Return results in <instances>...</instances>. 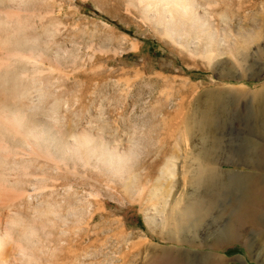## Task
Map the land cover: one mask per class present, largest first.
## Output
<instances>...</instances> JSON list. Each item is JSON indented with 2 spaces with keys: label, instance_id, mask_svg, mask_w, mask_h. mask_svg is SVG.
Wrapping results in <instances>:
<instances>
[{
  "label": "rangeland",
  "instance_id": "374dc122",
  "mask_svg": "<svg viewBox=\"0 0 264 264\" xmlns=\"http://www.w3.org/2000/svg\"><path fill=\"white\" fill-rule=\"evenodd\" d=\"M182 1L0 0V84L46 122L42 149L0 128L3 264H264V0Z\"/></svg>",
  "mask_w": 264,
  "mask_h": 264
},
{
  "label": "bare ground",
  "instance_id": "6f19581e",
  "mask_svg": "<svg viewBox=\"0 0 264 264\" xmlns=\"http://www.w3.org/2000/svg\"><path fill=\"white\" fill-rule=\"evenodd\" d=\"M171 1V0H170ZM173 1H175L176 3H178L179 5H182V0H173ZM175 3V4H176ZM7 39V38H6ZM6 39H5V42L4 41H0V42H2L3 44H5L6 43ZM8 42H10L9 40H8ZM19 43V42H18ZM17 43V44H18ZM3 44H0V47H1V49H0V55L1 56H4V55H2V52L3 51H5V49L3 48L2 49V47H4L5 45H3ZM8 44V43H7ZM11 44V43H10ZM16 44V43H15ZM20 44V43H19ZM18 44V45H19ZM24 44V43H23ZM26 44V43H25ZM24 44V45H25ZM13 45V44H12ZM18 45H16V46H18ZM16 46H15V48H16ZM29 47H30V45H28ZM9 47H10V45H9ZM21 47V46H20ZM19 47V48H20ZM27 47V46H26ZM6 48V47H5ZM32 48V47H31ZM30 49V48H29ZM7 50V49H6ZM44 50V49H43ZM33 51V50H32ZM31 51V52H32ZM34 52H36V50L34 51ZM5 53V52H4ZM14 53H16V52H14ZM5 54H7V56L5 57V59L4 60H1L2 59V57L0 56V68H3V67H6V66H8L9 65V63H10V53L9 52H6ZM19 53H17L16 54V56H19L18 55ZM33 54V53H32ZM39 54V53H38ZM9 57V58H8ZM12 57V56H11ZM20 57V56H19ZM4 58V57H3ZM16 58V57H15ZM14 58V59H15ZM21 58H23V57H21ZM21 58H19L20 60H21ZM7 59H8V64H7V62H5L7 65H2L1 63L3 62V61H7ZM18 59V58H17ZM43 59V58H42ZM23 60V59H22ZM4 64V63H3ZM11 65H9L8 67H10ZM32 66V65H31ZM35 67V66H34ZM33 68V67H32ZM13 69V68H12ZM41 69V68H40ZM4 70H6V68L4 69ZM38 70V69H37ZM22 72H21V74L23 73L24 74V77L28 74V72H26L27 70H21ZM42 70H39V73L41 72ZM36 72H38V71H36ZM36 72H34V73H36ZM30 73V72H29ZM20 74V78H23V76ZM33 74V73H32ZM34 75V74H33ZM32 75V76H33ZM4 78H6V77H4ZM3 79V78H2ZM24 80V79H23ZM19 81V80H18ZM1 82H3V80L1 81V78H0V83ZM4 83V82H3ZM2 83V84H3ZM16 83H17V81H16ZM2 84H0V92H1V96H0V128H4L5 129V131L6 130H8V131H11V133H13L14 134V136L16 135V136H20V135H22L23 137H24V139L26 138V139H29L30 137H32L33 139H34V141L33 142H37L36 143V145L40 148V149H42L43 148V145H42V143H40V140H43V139H46V138H44V123H46L45 122V118H44V116H38L36 119L34 118V116H33V114L34 115H36L35 114V111H36V113H37V110H38V108H35V107H38L37 106V104L39 105V103L41 102V94H39V92L37 93V91H39V89L37 90V91H35L34 89V91L36 92V94L34 93L33 94V91H31V90H29L28 88H23L22 86V89H20L19 90V88H14L13 87V89H9L8 87H6L5 85H2ZM2 85V86H1ZM8 85V84H7ZM17 85V84H16ZM2 102V103H1ZM34 105V106H33ZM36 109V110H35ZM28 112V113H27ZM37 119H38V122H39V124H35L34 122L35 121H37ZM33 120H35L34 122H33ZM46 120H48V119H46ZM54 120V118L52 119V121ZM56 120V119H55ZM55 122H57V121H55ZM89 123H90V121H87V122H85L84 123V126H81V129L79 128V129H77L74 133H72V135L71 136H73L72 137V144L73 145H70V141L68 142L67 141V145H69L71 148H72V150L74 151V152H76V153H80L81 151L82 152H84V151H87V152H95L94 151V149H95V143H96V141H97V139H100V135H99V133H96L95 131H94V129L93 128H91V126L89 125ZM52 124H54V123H52ZM36 125V129H35V126ZM32 127V128H31ZM40 127H42V129L40 128ZM52 127V126H51ZM38 128V129H37ZM47 129H51V128H47ZM47 131V133L49 132V131H51V130H46ZM50 134V133H49ZM48 134V135H49ZM45 137H47V135L45 136ZM187 137H188V135H187ZM25 142V141H24ZM25 144V143H24ZM31 147V146H30ZM17 149V148H16ZM51 149V148H50ZM0 150H8V152H10V150H9V146L7 145V144H4V147L3 148H0ZM17 150H19V148L17 149ZM67 150V149H66ZM56 151V150H55ZM9 154V153H8ZM112 154H113V156L115 157V156H117V157H119V158H121V159H123V156L118 152V150H115V149H113V152H112ZM50 156H51V153H50ZM79 156V155H78ZM94 156V155H93ZM109 157H111V156H109ZM9 158V157H8ZM51 158H53V156H51ZM55 159V158H54ZM56 159H58V158H56ZM56 159H55V161H56ZM82 160V159H81ZM4 161H7V159L6 160H4ZM24 163H26V162H28V161H23ZM63 162V161H62ZM56 163V162H55ZM2 164V163H1ZM7 164V163H6ZM0 167H1V165H0ZM3 167V166H2ZM8 165H5L3 168H0V185H2L1 184V182L2 183H5L6 181H7V179H8V176L6 175L5 177H4V175L6 174V172L4 171V170H7L8 168ZM26 168V167H25ZM57 169V168H56ZM55 169V170H56ZM217 172H218V170L217 169H215V167H208V165H206V166H202V168L201 169H199V171L197 172V175L195 176V177H193L194 178V183L193 184H195L197 187H199V186H201L204 182H205V180L204 179H211V178H213V177H215L216 176V174H217ZM6 177H7V179H6ZM36 180V179H35ZM39 182V181H38ZM37 182V183H38ZM31 185H33V184H31ZM30 185V186H31ZM38 185H39V183H38ZM4 188H1L0 187V192L2 193V191H6L7 193H5L4 194V196L3 197H7V196H11L10 194H12V196L11 197H13V193H10V191L7 189V190H5V184H4V186H3ZM38 187H40V185L39 186H35V183H34V185L33 186H31V187H29V191L30 190H32V191H34V189H35V191H36V193L39 191V188ZM7 188V187H6ZM3 189V190H2ZM70 189V188H69ZM72 190V189H71ZM27 191V190H26ZM68 191V190H67ZM9 192V193H8ZM44 192V191H43ZM59 192V191H58ZM24 193H27V194H24ZM31 193H33V192H31ZM45 193V192H44ZM41 193V194H39L38 195V193L34 196V195H31L29 192H22V195L23 196H25V198H27V200L25 201V202H28V203H31V204H29L31 207L34 205V204H38V205H40V203L41 204H44V201L46 202V203H48L50 206H51V201H53L52 203H55V206H56V204H57V201L56 200H53L54 198H53V193ZM64 193H66V194H71V192H66L65 191V189H64ZM35 194V193H34ZM55 194V193H54ZM2 197V198H3ZM5 197V198H6ZM9 197H7L8 199H9ZM1 198V199H2ZM7 198L5 199V200H7ZM51 198H52V200H51ZM1 199H0V201H1ZM36 201H35V200ZM34 200V201H33ZM51 200V201H50ZM65 200V199H64ZM63 200V201H64ZM3 201V200H2ZM13 201H14V198H13ZM12 201V202H13ZM11 202V203H12ZM36 202V203H35ZM59 202V201H58ZM91 203V202H90ZM9 204H10V202H9ZM9 204H8V206H9ZM55 208V207H54ZM17 209L15 210V208H14V206H13V209H11V208H7L6 209V213H7V215L9 216H7V221H11V222H9V224L8 225H10L8 228L6 227V225L5 226H0V250L3 248H5V244L7 243V241L9 240V239H12V232L14 233V231L15 230H17V228L19 229V231H20V226L19 227H17V225H18V222H17V219L16 218H18V213H17ZM73 212V211H72ZM70 214V213H69ZM10 217H12V218H10ZM21 217V216H20ZM19 217V218H20ZM245 217V216H244ZM10 218V219H9ZM23 220V219H22ZM6 221V220H5ZM18 221H19V219H18ZM21 222V221H20ZM23 222V221H22ZM11 223H12V225H11ZM2 224V223H1ZM0 224V225H1ZM23 224V223H22ZM12 226H14V231H13V228H12ZM2 227V228H1ZM21 227H22V225H21ZM23 228V227H22ZM27 228V227H26ZM28 228H29V226H28ZM24 230H26V229H24ZM23 230V231H24ZM22 231V230H21ZM18 232V231H17ZM21 232H19V234H20ZM18 234V235H19ZM23 234V233H22ZM29 236V235H28ZM6 257H7V255H6ZM7 260V259H6ZM3 263H5L4 262V260H2V259H0V264H3ZM7 263H9V261H7Z\"/></svg>",
  "mask_w": 264,
  "mask_h": 264
}]
</instances>
